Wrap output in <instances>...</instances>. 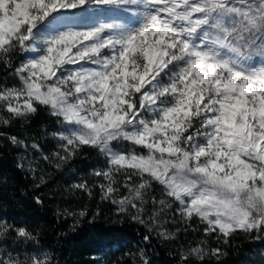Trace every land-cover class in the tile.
<instances>
[{
    "label": "snow or ice",
    "instance_id": "snow-or-ice-1",
    "mask_svg": "<svg viewBox=\"0 0 264 264\" xmlns=\"http://www.w3.org/2000/svg\"><path fill=\"white\" fill-rule=\"evenodd\" d=\"M0 64L19 81L0 86V109L27 118L48 106L61 126L51 155L10 142L58 170L82 146L97 150L107 167L93 175L103 182L72 187L89 196L99 187L147 228L145 243L153 232L174 238L161 230L169 213L199 217L224 243L238 231L264 235V0H0ZM27 163L41 173L39 188L40 162ZM121 187L127 194L114 199ZM41 238L39 228L0 219V264H58ZM125 255L150 264L143 248ZM221 255L201 241L179 250V264Z\"/></svg>",
    "mask_w": 264,
    "mask_h": 264
},
{
    "label": "trees",
    "instance_id": "trees-1",
    "mask_svg": "<svg viewBox=\"0 0 264 264\" xmlns=\"http://www.w3.org/2000/svg\"><path fill=\"white\" fill-rule=\"evenodd\" d=\"M12 71L0 64V86H18ZM0 116L11 119L10 124L0 125V219L39 228L42 246L55 252L58 264H113L114 261L132 264V258L125 253H137L140 248L145 249L150 264H179V250L201 241L206 252L214 248L222 251L219 261L211 257L208 264H264V235L238 231L224 243L222 236L204 234L199 217L187 222L178 215L166 214L161 217L164 222L161 230L166 229L174 238L162 239L153 232L152 239L145 243L147 228L133 222L128 215L119 214L118 206L111 200H102L99 187L92 188L91 196L72 187L81 180L90 186L103 182L93 175L95 168L107 167L106 159L97 150L82 146L58 170L56 161L50 164L40 160V153L31 148L25 151L10 142L8 137L16 136L28 144L38 143L46 155L56 151L60 141L53 133L58 132L60 123L48 106L37 105V111L27 118H11L2 109ZM21 157L26 159L23 168H18ZM27 160L40 162L46 183L39 188L36 185L40 183L41 173L34 176L28 171ZM114 179L123 184L122 173L115 174ZM126 194L121 187L113 198ZM151 194L148 192L144 197L149 201L147 214L152 210ZM37 196L42 204L36 203ZM82 209H86L87 215L80 217L78 213ZM8 245L11 251V240Z\"/></svg>",
    "mask_w": 264,
    "mask_h": 264
},
{
    "label": "rangeland",
    "instance_id": "rangeland-1",
    "mask_svg": "<svg viewBox=\"0 0 264 264\" xmlns=\"http://www.w3.org/2000/svg\"><path fill=\"white\" fill-rule=\"evenodd\" d=\"M19 85V84H18ZM3 103V102H2ZM50 110V109H49ZM60 129H61V126L59 127V129H58V131H60Z\"/></svg>",
    "mask_w": 264,
    "mask_h": 264
}]
</instances>
